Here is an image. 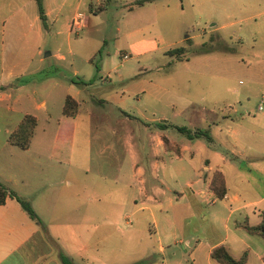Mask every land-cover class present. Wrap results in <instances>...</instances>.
<instances>
[{
  "label": "rangeland",
  "instance_id": "374dc122",
  "mask_svg": "<svg viewBox=\"0 0 264 264\" xmlns=\"http://www.w3.org/2000/svg\"><path fill=\"white\" fill-rule=\"evenodd\" d=\"M15 1L0 0V46L3 36L5 52L12 54V46L19 48L21 60L17 65L23 69L11 78V88L5 90L10 95L0 99L1 160L13 150L31 157L34 143L24 150L7 139L24 113L37 119L35 133L44 128L51 136L62 115L63 96L76 95L79 117L126 119L118 127L129 132L126 139L122 137L115 142L108 131L110 125H90L89 141L83 139V149L90 156L89 169L83 176L80 174L86 185L76 195L83 196V200L87 196L100 198L99 214L142 215L146 229L155 223L166 248V264L173 260L179 264H207V260L210 264H220L207 257L206 244L221 232L218 230L222 229V223L216 222L217 229L200 211L202 205L205 209L212 206L210 210L219 207L222 217L226 211L218 205L219 199L200 205L189 197H176L186 181L197 177L198 169L203 171V159L212 157V147L203 135L190 137L172 124L184 125L191 131L204 128L227 101L238 104L235 99L242 94L241 87L249 81L251 72L259 67L264 56V13L257 12L256 0H200L194 6L184 0H143V4L110 0L92 16L86 5H80L78 10L90 16L87 25L67 33L64 27L57 32L60 21L49 24L42 31V52L32 58L30 51L35 49L32 34L39 24L33 14L37 11L26 6L17 28L10 29L7 16ZM67 13L70 15L71 10ZM132 29H135L132 36L125 34ZM139 35L148 37L138 42L139 47L155 48L135 52L129 42L137 40L133 38ZM186 37L189 39L185 40ZM92 38L100 41V51L96 53V49L86 58ZM67 40L71 54L66 50ZM200 43L204 50H199ZM179 45L184 46L181 55L186 58L175 59L163 52L165 48ZM48 49L51 54L43 56ZM57 52L65 58H57ZM123 52L126 57H120ZM6 62V65L13 64L8 58ZM87 77L94 78L91 84H70V78L86 80ZM73 89L78 90L75 93ZM109 93H114L119 100H114ZM259 95L251 97L250 102L262 104ZM40 99H45V105L35 106ZM161 118L170 124L162 127ZM137 138L139 143L142 140V146L136 144ZM130 140L134 150L145 151L137 157L144 170L142 181L134 176L131 188L127 186L130 162L126 153V141ZM80 144L75 139L74 148ZM72 171L76 176V170ZM202 184L200 175L192 185L196 188ZM115 200L118 201L110 204ZM165 233H169L166 238L169 240L164 238ZM152 236L156 246V234L152 232ZM197 237L202 242L191 256L188 252ZM258 240L252 248H246L244 264H264L259 258L264 255V243L260 241L262 238ZM172 248L174 254L169 252ZM237 253L233 256H238Z\"/></svg>",
  "mask_w": 264,
  "mask_h": 264
},
{
  "label": "crops",
  "instance_id": "0c3cea01",
  "mask_svg": "<svg viewBox=\"0 0 264 264\" xmlns=\"http://www.w3.org/2000/svg\"><path fill=\"white\" fill-rule=\"evenodd\" d=\"M108 1L110 0H41V3L48 25L60 21L57 32L64 27L68 33L71 30L69 27L71 18L76 12H81L78 10L80 5H86L92 16L104 8ZM131 1L134 4H143V1ZM184 2L194 6L201 1L184 0ZM254 3L258 8L257 12L264 13V0H256ZM26 6L28 10L31 7L36 9L35 0H16L13 3L7 16L10 29L17 28L19 18L26 13ZM70 10V15L68 13L67 15L66 12ZM82 14V26L85 27L90 16ZM33 16L39 19L38 14ZM42 31L43 27L39 19V24L32 34L35 49L30 51L31 58L42 52L40 48L43 44L44 32ZM134 33L135 29L125 32L126 35L130 34L129 36ZM133 39L137 40H130L129 46L135 52H146L155 48L153 46L139 47L138 42L145 41L148 39L147 36L139 35ZM188 39V37L185 38V40ZM1 40L0 99L10 95L5 90L11 88L9 86L12 84L11 78L17 77L23 71L17 65L21 60L20 49H14L12 46V54L5 52L3 36ZM89 42L85 53L86 58L94 54L100 45V41L94 38ZM168 48H165L163 52L165 53ZM66 50L70 54L73 52L69 47V40L66 42ZM48 54H51V49L44 50L43 56ZM126 56L125 52L120 54V57ZM56 57L65 58L64 54L58 52ZM7 58L13 61V64L6 65ZM38 60H41L40 57ZM14 65L17 68H14ZM73 72H76L75 69ZM70 84L73 82L71 81ZM68 88L70 89V86ZM73 90L76 93L78 89ZM241 91L240 97L235 99L238 102L237 105L233 104V100L227 101L221 111L209 118L210 121L204 128L208 130L211 137L207 141L212 147V157H204L203 171L200 172L198 169L197 177L193 181H186L176 195L177 198L189 197L200 205L214 203L217 197L209 190L207 180L213 169H220L225 190L223 196L218 198V205L222 206L226 213L221 217L222 211L219 207L210 210L212 206L206 209L203 205L200 206V211L217 229L219 228L216 222L220 220L222 223V229L218 230L221 232L213 241L206 244L209 259H213L209 255V250L217 243H223L228 252L234 255L236 252L240 254L246 248H252L251 246L257 244L258 239L262 238L256 233L247 232L242 224L245 222L254 224L264 213V56L261 58L259 67L251 72L249 81L241 87ZM66 94L78 103L76 95ZM113 94L108 95L116 101L119 100ZM257 94H260L262 104L254 105L249 99L257 97ZM39 105L44 106L45 99L35 103V106ZM258 105L260 108L257 107ZM125 123L126 119L83 118L79 117L76 111L71 115L62 114L50 136L44 128L35 133L37 125L35 118L27 147H20L27 150L34 143L35 148L30 150L31 157L16 150L11 151V155L3 157L2 160L0 155V182L30 202L38 218L45 225L47 234L56 242L54 245L44 236L36 220L27 215L14 197L7 196L4 202L0 203V264H62L58 250L73 264H129L146 257H149V260L144 264H166L168 258L165 256L166 248L161 242L163 238L157 232L155 223L151 227L147 225L146 229V219L142 215L130 217L126 213L99 214L97 211L100 210V198L87 196L83 200V196L76 195L86 185L82 176L89 169L87 161L90 156L83 149V139L89 141L90 125H110L108 131L115 137L116 142L128 136V129L118 127ZM129 136L132 140L131 133ZM75 139L81 142L77 148H74ZM131 140L126 141V146L128 145L126 153L130 162L127 186L132 185L134 176L142 181L144 172L137 157L139 153L144 155L145 151L134 150ZM136 144L142 146V140L140 139L139 143L137 138ZM108 146L112 147V144ZM112 150L114 151L113 148ZM72 169L76 170V176ZM200 175L204 184L193 188V182L197 181ZM116 201L118 200L110 204H115ZM152 232L156 234L155 237L158 240L156 246L153 244ZM168 235L169 233H165L164 238H168ZM172 236H175V233ZM262 239L260 241L264 243V238ZM201 242L197 237L193 248L188 252L189 255L192 256V252L197 249V244ZM186 249L184 247L185 251ZM169 252L174 254V248ZM158 253L161 256L156 255ZM263 256L259 255V258ZM207 262L210 264L209 260ZM171 264H179V262L173 260Z\"/></svg>",
  "mask_w": 264,
  "mask_h": 264
},
{
  "label": "trees",
  "instance_id": "16d2710c",
  "mask_svg": "<svg viewBox=\"0 0 264 264\" xmlns=\"http://www.w3.org/2000/svg\"><path fill=\"white\" fill-rule=\"evenodd\" d=\"M142 1L143 0H136V2H142ZM35 2H36L37 14L41 21V25L43 28H47L48 22L46 20V15L44 13L41 0H35ZM203 46H204L203 43H201L199 50H204ZM184 50H185L184 46L179 45L166 49L165 53L174 56L175 59H182V58H186L184 55H181L183 54ZM99 51L100 48L96 50V53H98ZM89 60H91V57L89 58ZM94 66L95 69H98L96 63H94ZM70 79L72 82L75 83L86 84L92 82L94 78L89 77L86 80H82V79L74 80L73 78ZM77 105L78 103L70 95L66 94L63 100L61 113L66 115H71L77 110ZM34 124H35L34 115L30 113H24L20 118V120L17 122L16 126L9 132L7 138L8 141L18 145L21 148L27 147ZM169 124L170 123L164 121L159 122V125L161 126H166ZM172 126L179 131L185 132L190 137L203 135L207 140L211 139L208 130L205 128H194L191 131L190 128H187L184 125L172 124ZM174 149L175 151L177 150L176 148ZM207 185L209 190L212 192V194L215 197L220 198L223 196L225 188H224L223 175L220 169L215 168L211 171ZM7 196L14 197L18 201L20 207L27 213V215L30 218L36 220L38 228L44 234V236L47 237L55 245L56 244L55 240L47 234L45 225L38 218L30 202L27 199L17 195L12 189L7 188L3 183L0 182V203L4 202ZM242 227L247 232L256 233L260 235L262 238H264V213L260 215V219L256 223L248 224L245 222L242 224ZM58 254L62 264H73L71 260L67 256H65L60 250H58ZM209 255L220 264H244L247 257L246 250H243L238 256H233L228 252L227 248L223 243H217L213 245L209 250ZM262 259L264 260V256L262 257ZM148 260L149 258H141L129 264H144Z\"/></svg>",
  "mask_w": 264,
  "mask_h": 264
},
{
  "label": "built area",
  "instance_id": "2783aa9c",
  "mask_svg": "<svg viewBox=\"0 0 264 264\" xmlns=\"http://www.w3.org/2000/svg\"><path fill=\"white\" fill-rule=\"evenodd\" d=\"M82 17H83L82 12H76V14L71 18L69 22L70 29L72 28L74 30L80 29L83 25ZM257 107L260 108V105H258Z\"/></svg>",
  "mask_w": 264,
  "mask_h": 264
},
{
  "label": "water",
  "instance_id": "95a60500",
  "mask_svg": "<svg viewBox=\"0 0 264 264\" xmlns=\"http://www.w3.org/2000/svg\"><path fill=\"white\" fill-rule=\"evenodd\" d=\"M165 119H160V121H164Z\"/></svg>",
  "mask_w": 264,
  "mask_h": 264
}]
</instances>
